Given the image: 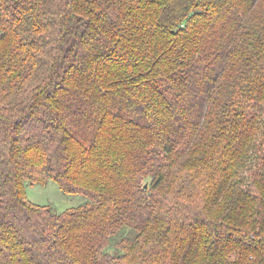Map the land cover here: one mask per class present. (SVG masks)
<instances>
[{"label":"trees","instance_id":"trees-1","mask_svg":"<svg viewBox=\"0 0 264 264\" xmlns=\"http://www.w3.org/2000/svg\"><path fill=\"white\" fill-rule=\"evenodd\" d=\"M0 264H264V0H0Z\"/></svg>","mask_w":264,"mask_h":264},{"label":"rangeland","instance_id":"rangeland-1","mask_svg":"<svg viewBox=\"0 0 264 264\" xmlns=\"http://www.w3.org/2000/svg\"><path fill=\"white\" fill-rule=\"evenodd\" d=\"M27 198L36 204H49L56 212H61L69 207L77 206L86 198L81 194H66L52 180H48L45 185L27 184Z\"/></svg>","mask_w":264,"mask_h":264}]
</instances>
